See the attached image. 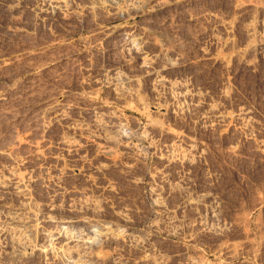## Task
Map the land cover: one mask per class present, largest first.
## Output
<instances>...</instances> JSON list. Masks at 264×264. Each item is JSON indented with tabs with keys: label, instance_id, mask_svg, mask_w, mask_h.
<instances>
[{
	"label": "bare ground",
	"instance_id": "6f19581e",
	"mask_svg": "<svg viewBox=\"0 0 264 264\" xmlns=\"http://www.w3.org/2000/svg\"><path fill=\"white\" fill-rule=\"evenodd\" d=\"M172 1L89 0L86 12L91 15L97 10L107 15L96 33L116 39V48L121 51L142 49L150 46V27H137L135 20L145 11L152 13L157 7H168ZM40 2L41 21H49L54 15L60 20L67 17L62 13L69 7L67 0ZM69 15L70 12L68 18ZM261 21L242 29L246 42L236 51L229 38L232 27L220 23L219 32L212 33L213 50L200 49L198 57L188 63H202L208 72L220 71L226 75L216 99L207 100L204 93L191 87L190 79L174 78L172 69L161 64L158 54L150 53L149 49L139 55L138 71L146 79L143 89V83L139 85L133 70L119 73L116 69L108 77L92 80L93 84L106 88L109 97L102 101L99 98V102L93 100L85 107L83 102L80 106L70 101H49L38 113L35 111L37 114L26 124L22 111L1 107L0 119L6 125L16 123L17 129L16 132L10 129V143L0 144V264H170L174 257L182 261L180 264L196 263L201 250L194 236L197 230L195 228L193 234L192 228L198 226L213 235L220 231L219 226L208 231L206 223L203 225L201 219L197 221V215L196 220L184 215L186 210L200 214L199 208L209 197L208 192L198 191L200 194L193 197L185 194V176L205 160L204 137L191 133L189 128H174L166 121L160 122L150 116V111L159 110L167 121L179 123L186 118L193 121L196 131L207 135L213 132L220 140L230 133L240 140L249 139L250 132L257 127L249 108L237 105L229 109L225 100L231 93L229 75L234 63L237 71L247 73L256 67L252 58L258 51L264 57V30H258L263 26L260 24L264 20ZM129 29L131 32H127ZM11 67V62L0 59V69ZM34 68L32 63L24 62L20 72L32 75ZM9 78L10 75H5L0 80ZM162 97L167 101L166 108L161 106ZM6 98L0 91V102ZM128 111L134 115L128 117ZM78 112H86L88 118L75 120L74 113ZM53 127L60 128L54 151L46 139ZM20 128H27V133L36 130L37 137L35 134V140L23 142V137L17 134ZM120 150L129 151V156L122 155ZM150 154L159 164L153 172H150L153 166L149 170L141 165ZM123 185L141 186L142 207L124 198ZM178 194L184 195L183 199L177 196L181 201L177 199L179 201L173 204L174 198L172 202L170 199ZM218 209H209L211 218H217ZM156 233L163 235L171 249L155 238ZM235 246L223 245L221 252L228 258L239 257L244 249Z\"/></svg>",
	"mask_w": 264,
	"mask_h": 264
},
{
	"label": "rangeland",
	"instance_id": "374dc122",
	"mask_svg": "<svg viewBox=\"0 0 264 264\" xmlns=\"http://www.w3.org/2000/svg\"><path fill=\"white\" fill-rule=\"evenodd\" d=\"M72 1L76 2V5ZM67 2L69 7H66L67 10L65 8L62 10L64 17L67 15L65 20L56 19L57 17L54 15L51 20L44 22L41 21V18L39 19L40 0H0V59L12 63L10 69H0V77L10 75L9 80H0V91L7 95L6 100L0 102V108L10 106L15 111H22L25 114L23 123L30 122V119H33V116L38 113V110L43 108V105L49 101H70L76 102L80 106L84 103L83 106L85 107L93 100L99 102L100 99L101 101L107 99L109 95L106 93V88L93 84L92 80L99 76L108 77L112 70L119 69V73L125 70H133L140 82L139 85L143 83L141 85L143 89L146 79L138 71L140 65L139 55L149 49L150 53L158 54L161 64L167 65L170 70L172 69L174 78L190 79L191 87L204 93L207 100L216 99L220 88L226 81L224 79L226 75L220 71L208 72L202 63L200 65H190L188 63L194 60L193 58L198 57L200 49L210 50L211 48L213 50L212 33L219 32L218 26L220 23L223 22V24L232 27H230V32H232L229 33V38H231L230 40L234 45L233 50L236 51L242 48L246 42L242 29L244 31L245 27L251 23L256 25L262 22L261 19L264 20V0H206V2L204 0H173L168 7H157L152 13L145 11L141 18L135 20L137 27L144 25L150 27V46L121 51L115 47L117 44L116 39L103 37L96 33L99 30L98 28L106 21L107 15L104 16V13L100 11L99 13L97 10L93 12L94 14L92 13L93 15L87 13L86 7L90 6L89 0H67ZM77 2L81 4H77ZM253 7L256 8L253 9ZM71 9L77 11L75 16L74 10ZM78 9H83V12ZM67 11L70 12L69 18ZM66 12L67 14H65ZM260 25H263V28L260 26L258 30H264V23ZM93 29L94 31H92ZM131 30L129 29L127 32H131ZM89 34L96 38L91 37ZM97 35L100 37L98 38ZM112 39L114 40L112 41ZM252 39L254 40L253 37ZM89 50L91 53L87 52ZM261 55L263 54L258 51L256 57L252 58L256 62V67L251 70L252 72L241 73L237 71L236 63H234V70L229 75V90L231 93L226 99L228 101L225 100L226 106L230 107L229 109L237 105L249 108L248 110L257 123L255 130L250 132L249 139L240 140L234 136L235 134L230 133V135L228 134L220 140L213 132L208 135L200 131L199 133L196 131L198 129L193 121L186 118L184 121H179V123L173 120L167 121L159 110L150 111V114H152L150 116H154L152 118H156L160 122L166 121L174 128H189L188 130L191 133H198L197 135L204 137V146L207 150L205 151V160L201 164L204 166L202 168L201 165H195L191 169L192 172L190 171L185 176L184 181H187L185 183V187L187 185L185 194L196 196L200 192H208L209 197L203 202V207H200L202 211L199 208L201 216L198 217L200 214L187 210L184 215L190 220L197 219L198 221L201 219L203 225L206 223L208 231H214V227L217 226H219L220 231L215 232L216 234L213 235L201 231V227L194 226L192 228L191 232L193 234H195L193 230H197L198 234L196 233L194 236L197 237L195 239L201 250V254L194 264H264V57ZM24 62L25 64L32 63L36 67L31 71L32 75L23 71L20 72ZM25 92L28 97H25ZM19 93L22 94V97L18 99ZM103 97L104 99H102ZM150 100L152 101L151 94ZM160 103H162V108L168 107V105H165L167 101L164 97L161 98ZM87 115L86 112H78L74 113L73 118L83 120L88 118ZM133 115V112H127L128 117ZM158 117H161L163 121ZM1 121L0 119V144H7L10 143L9 140L12 138V135H9L11 134L10 129L14 128L16 132L17 124L9 123L6 125L5 121ZM183 122H186L185 125ZM56 128L53 127L54 130H50L51 132H48L50 134L46 135L53 151V148H57L56 137L58 131H60V128ZM34 129H36V126ZM23 130L25 133H23ZM35 132L36 130L27 133V128L17 130L19 137L21 139L23 137L22 140L23 142L27 141L26 143L35 140V136L37 137ZM232 139H234L233 142ZM124 151L120 150L119 152L123 153L122 155L126 153L127 155H125L129 156V151ZM147 158L144 160V164H141L142 168L150 170L153 166L150 172L155 171L159 167L157 160L152 154L148 155ZM123 189H126L124 198L136 202L138 207L143 206L140 185H132L131 187L123 185ZM177 196L182 200L181 196L184 195H174L170 199L171 201L174 198L173 202L171 201L173 204L180 200ZM211 207L220 208L217 210L218 215L215 219L209 215ZM189 215L193 216L190 217ZM195 216L196 219H194ZM155 236L158 241H162L166 246L168 245L169 242L163 239V235L160 237L161 234L156 233ZM198 241L201 242V245ZM231 243L233 246L237 245L235 247L238 249L241 246L245 254L243 253L244 255L242 254L236 258L225 256L222 253L223 245ZM167 249L171 248L167 246ZM171 262L170 264H180L182 261L174 257Z\"/></svg>",
	"mask_w": 264,
	"mask_h": 264
}]
</instances>
